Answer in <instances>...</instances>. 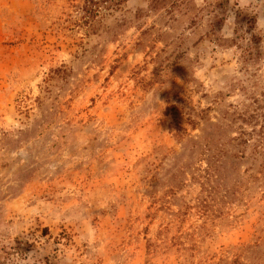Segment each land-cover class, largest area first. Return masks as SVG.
<instances>
[{"label": "rangeland", "instance_id": "1", "mask_svg": "<svg viewBox=\"0 0 264 264\" xmlns=\"http://www.w3.org/2000/svg\"><path fill=\"white\" fill-rule=\"evenodd\" d=\"M0 0V264H264V0Z\"/></svg>", "mask_w": 264, "mask_h": 264}, {"label": "trees", "instance_id": "2", "mask_svg": "<svg viewBox=\"0 0 264 264\" xmlns=\"http://www.w3.org/2000/svg\"><path fill=\"white\" fill-rule=\"evenodd\" d=\"M124 0H85L82 4L83 22L94 27L99 14L118 7Z\"/></svg>", "mask_w": 264, "mask_h": 264}]
</instances>
